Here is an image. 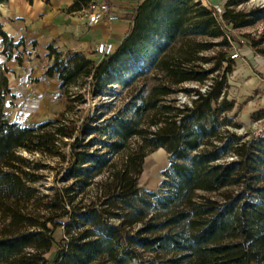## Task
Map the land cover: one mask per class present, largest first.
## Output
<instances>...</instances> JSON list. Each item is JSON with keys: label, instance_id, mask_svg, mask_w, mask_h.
<instances>
[{"label": "trees", "instance_id": "trees-1", "mask_svg": "<svg viewBox=\"0 0 264 264\" xmlns=\"http://www.w3.org/2000/svg\"><path fill=\"white\" fill-rule=\"evenodd\" d=\"M248 1H226V26L256 24L260 11L238 9ZM88 2L75 0L68 12ZM126 20L130 33L98 63L47 48L44 76L61 92L83 80L100 92H129L109 118L86 126L84 135L94 137L76 145L66 185L49 195L33 187L37 178L17 153L52 155L58 139L73 135L60 120H11L8 69L0 62V264H264V135L239 134L243 124L232 116L233 39L200 0H146ZM0 37L10 61L25 40L15 42L1 23ZM181 92L191 98L187 105L177 99ZM252 119H264V111ZM161 149L171 159L166 179L160 191L147 190L140 184L145 159Z\"/></svg>", "mask_w": 264, "mask_h": 264}, {"label": "rangeland", "instance_id": "rangeland-1", "mask_svg": "<svg viewBox=\"0 0 264 264\" xmlns=\"http://www.w3.org/2000/svg\"><path fill=\"white\" fill-rule=\"evenodd\" d=\"M212 4L225 7L227 0H210ZM239 10L245 13L260 11L261 18L255 25L243 29H234L228 26L226 31L233 39V49L240 52L239 62L252 69V72L264 79V74L257 70L259 66H252L248 60V55H253L257 60L264 63V0H250L241 5ZM93 30H90V34ZM15 42L24 39V46L13 53L10 61L2 56V38L0 37V62H4L8 69L9 85L11 87V95L7 99L5 111L12 121H18L22 125H41L51 121L60 120L58 124L65 133L73 135L72 139L60 138L53 154H44L40 152L29 153L24 150L18 151L22 159L29 162V165L22 166L24 171L29 172L37 178L33 184L41 196L50 194L52 188L61 189L66 184L63 178L69 167H72L73 153L79 149L76 147L78 143L86 144L94 136H85L84 130L86 126L95 127L98 125L99 119L109 118L117 108L121 107L123 100L128 98L127 91L122 92L119 87H114L113 91L100 92L97 84L93 81L86 82L83 80L78 86L72 87L68 92L63 93L60 90V83L57 80H50L44 76L47 67L51 64L47 57L48 51L44 47L29 41L27 38H14ZM81 43L84 41H80ZM258 43L257 47H253V43ZM99 44V43H98ZM97 44V45H98ZM93 46L87 52L88 58L97 63L102 60L96 55ZM66 52V51H64ZM208 53L207 55H211ZM236 62H234L235 64ZM210 67V66H207ZM229 75V99L235 100L237 107L232 113L238 123L243 124V128L238 130L239 134L246 132L253 136L261 134L264 130V119H252L253 111L257 109L260 103L264 102V91H255L246 84V79L240 77L236 72ZM200 88L202 91L205 87L195 84H186L184 90ZM114 92H120L115 94ZM177 99L181 105H187L190 97L185 92L178 94ZM95 122V124H93ZM96 148H90L89 151H95ZM171 159L165 150H158L145 159L143 174L140 184L143 188L151 191H160L161 184L166 179L164 171L170 166ZM4 224V218L0 213V233ZM58 242L64 239L63 229H59L55 233ZM58 246L47 255V258H53Z\"/></svg>", "mask_w": 264, "mask_h": 264}, {"label": "crops", "instance_id": "crops-1", "mask_svg": "<svg viewBox=\"0 0 264 264\" xmlns=\"http://www.w3.org/2000/svg\"><path fill=\"white\" fill-rule=\"evenodd\" d=\"M110 1L119 17L118 20L105 21L96 26L88 25L82 11L68 12L75 0H33L32 4L27 0H9V2L0 5V23L3 25L4 31L11 37L27 38L44 49L54 45L63 52L68 50L81 52L82 46L83 51L87 52L98 43L112 42L117 51L131 30V24L126 20V16L136 11L146 0ZM90 30H93L92 34H90ZM84 54L88 56V54ZM238 60L234 61L238 66L236 74L238 73L240 77L246 79L244 86L263 92L264 79L254 74L251 68L246 67ZM248 60L252 66H259L257 71L264 74L262 61L257 60L251 54L248 55ZM258 106L253 111V115L264 111V102Z\"/></svg>", "mask_w": 264, "mask_h": 264}, {"label": "built area", "instance_id": "built-area-1", "mask_svg": "<svg viewBox=\"0 0 264 264\" xmlns=\"http://www.w3.org/2000/svg\"><path fill=\"white\" fill-rule=\"evenodd\" d=\"M202 5L209 9L215 18L222 23L225 28L228 26L225 25L223 21V14L225 12V7L219 5H214L210 0H200ZM82 15L86 19L89 26H96L102 22H114L118 20V15L114 11L113 6L110 0H89L87 6L82 10ZM96 55L105 58L110 57L116 52V46L112 42H102L99 43L95 48ZM230 58L232 60H238L240 58V52L235 50L231 53ZM264 135V130L261 131V137Z\"/></svg>", "mask_w": 264, "mask_h": 264}]
</instances>
